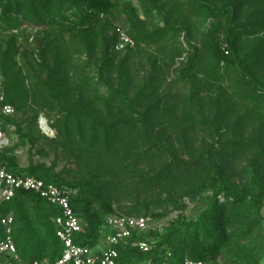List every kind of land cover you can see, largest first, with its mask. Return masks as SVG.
<instances>
[{
	"label": "trees",
	"instance_id": "obj_1",
	"mask_svg": "<svg viewBox=\"0 0 264 264\" xmlns=\"http://www.w3.org/2000/svg\"><path fill=\"white\" fill-rule=\"evenodd\" d=\"M137 2L139 9L120 0H0V95L14 110L1 128L27 137L30 154L41 141L60 149L81 173L67 180L32 157L21 168L10 156L18 146L4 148L0 164L77 191L70 205L83 233L75 243L90 249L102 230L109 234L110 217L153 221L185 210L187 201L202 204L194 220L121 241L115 250L123 264H261L264 0ZM115 22L134 48L115 50ZM25 25L44 30L21 52L14 32ZM40 114L57 117L49 123L54 140L38 130ZM8 215L23 263L61 257L56 207L17 191L0 204V219Z\"/></svg>",
	"mask_w": 264,
	"mask_h": 264
},
{
	"label": "built area",
	"instance_id": "obj_2",
	"mask_svg": "<svg viewBox=\"0 0 264 264\" xmlns=\"http://www.w3.org/2000/svg\"><path fill=\"white\" fill-rule=\"evenodd\" d=\"M116 34L118 36V44L115 47L117 52H124L127 48L135 47V42L122 28L118 27ZM13 115V108L7 105L4 97L0 95V152L8 145L5 133L1 128L2 120ZM17 191L36 194L61 212V216L55 220L58 227L56 235L63 245L61 257L56 261L44 260L29 264H123L118 260L119 256L115 247L121 241L130 239L133 232H146L151 229L149 218L113 216L107 220L106 226L109 234L105 236L102 246L90 249L75 243V236L83 233V227L81 220L70 205L73 193L71 189L47 184L34 177L15 176L0 164V204L12 200ZM13 224L12 215L0 219V226L3 228V232L0 234V264H27L23 263L17 254L12 239ZM138 246L143 252L150 249L147 242H139ZM185 264L201 263L186 262Z\"/></svg>",
	"mask_w": 264,
	"mask_h": 264
},
{
	"label": "rangeland",
	"instance_id": "obj_3",
	"mask_svg": "<svg viewBox=\"0 0 264 264\" xmlns=\"http://www.w3.org/2000/svg\"><path fill=\"white\" fill-rule=\"evenodd\" d=\"M121 2H130L135 8L139 9L140 6L137 2V0H120ZM115 26L117 27H121L124 31H126V29L120 25L118 22L114 23ZM44 30L43 27H32L29 25H25L23 26L19 32L15 31L14 33H20L19 34V40L17 41V46L19 47V49L21 50V52H26L28 49L36 46V38L41 36V32ZM182 40V39H181ZM195 47L200 48V43L199 41L195 40V42H193ZM190 51V50H188ZM78 58H80L81 63L82 62H86V56L84 55H78ZM187 58V55L184 54L181 58L177 59V63H181V62H185ZM80 63V64H81ZM79 64V65H80ZM176 68H180V65L177 64L174 69ZM171 73V72H170ZM264 73V71H263ZM95 74H92L91 76H94ZM174 75L169 74L168 76V80L167 82L169 83L171 79H173ZM2 78L0 75V92H1V88H2ZM51 117V116H50ZM19 118V116L17 117ZM41 118H44L43 114L39 115L38 118V125L37 128L40 131L41 135H44L45 137H47L48 139H52L54 140L57 136V133L55 130H50L52 135H47L46 133L43 134V130L40 127V121ZM56 116H52L49 119H45L48 126L49 123H54L56 120ZM50 128V127H49ZM41 129V130H40ZM8 132H4L5 136H6V140H7V148H13L15 146H18V148H16V150L14 152H12L10 154V156L12 158L15 159L17 165L21 168H26L29 164L30 161V157H32L33 163L34 164H43L46 167H50L54 165V172L57 174H60L63 178L67 179V180H71V181H75L76 179H79L80 177V169L78 168L79 166V162L74 159L71 158L65 154L62 153V151L60 149H51L49 147V145H47L44 141H41L35 148L33 151H31V154L29 152V150H32V145L29 142V139L27 137L21 138V136L19 134L16 133L14 127H9L8 128ZM23 134H25L23 132ZM41 151V153H40ZM39 152V153H38ZM72 196H76L77 195V191H72ZM155 195V193L153 194ZM153 195H145L142 194L141 195V199L144 200L145 198H148L150 196ZM115 204V205H114ZM123 205V204H122ZM128 205V204H127ZM201 203H191L189 201L186 202V209L183 211H174L171 212L170 214L167 215V217L163 218V219H158V220H153L151 221L150 219V228L152 230H158V231H162L163 229L167 228L169 226L170 223L174 222L175 220H177L178 218L190 221V220H194L196 218V216L203 210L201 208ZM113 208L114 211L117 213H121L118 204H116L115 202L113 203ZM263 215H264V210H263ZM105 234H108L107 231L102 230V234L100 235V246H102L104 239H105ZM218 264H222L221 260L217 261ZM261 264H264V260L261 262Z\"/></svg>",
	"mask_w": 264,
	"mask_h": 264
},
{
	"label": "bare ground",
	"instance_id": "obj_4",
	"mask_svg": "<svg viewBox=\"0 0 264 264\" xmlns=\"http://www.w3.org/2000/svg\"><path fill=\"white\" fill-rule=\"evenodd\" d=\"M40 127H41V129L43 130L42 132L45 134H47V135H52L51 134V129L49 128V126H48V124H47V122L46 121H44V120H42L41 119V121H40ZM51 130V131H50Z\"/></svg>",
	"mask_w": 264,
	"mask_h": 264
},
{
	"label": "water",
	"instance_id": "obj_5",
	"mask_svg": "<svg viewBox=\"0 0 264 264\" xmlns=\"http://www.w3.org/2000/svg\"><path fill=\"white\" fill-rule=\"evenodd\" d=\"M42 120L46 121L44 118H41ZM41 130V129H40ZM44 134V133H43Z\"/></svg>",
	"mask_w": 264,
	"mask_h": 264
}]
</instances>
